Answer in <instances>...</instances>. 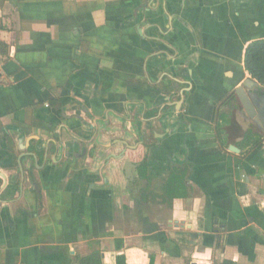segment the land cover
<instances>
[{
  "label": "crops",
  "instance_id": "0c3cea01",
  "mask_svg": "<svg viewBox=\"0 0 264 264\" xmlns=\"http://www.w3.org/2000/svg\"><path fill=\"white\" fill-rule=\"evenodd\" d=\"M257 39L264 0H0V264H264Z\"/></svg>",
  "mask_w": 264,
  "mask_h": 264
},
{
  "label": "trees",
  "instance_id": "16d2710c",
  "mask_svg": "<svg viewBox=\"0 0 264 264\" xmlns=\"http://www.w3.org/2000/svg\"><path fill=\"white\" fill-rule=\"evenodd\" d=\"M245 68L252 78L256 79L264 87V39H257L249 43L244 57ZM249 140H253V146L262 142L259 135L250 134ZM186 171L176 169L169 177L167 184L164 186V194L171 197H185L188 195L187 185L185 182ZM103 252L100 250L93 251L89 255H76L75 260L78 264H104ZM117 264H127L124 254L117 255ZM149 264H154L152 256ZM183 264H194L191 260H186ZM219 264H236L235 261L225 259Z\"/></svg>",
  "mask_w": 264,
  "mask_h": 264
},
{
  "label": "water",
  "instance_id": "95a60500",
  "mask_svg": "<svg viewBox=\"0 0 264 264\" xmlns=\"http://www.w3.org/2000/svg\"><path fill=\"white\" fill-rule=\"evenodd\" d=\"M255 90H261L264 93V87L257 80H255L252 77H249L246 78L238 88H236V93L242 105L244 106L245 110L253 119L255 125H257L258 128L264 130V96H261L260 94L257 93L255 95L254 94L252 95L251 92ZM184 92L185 91L182 92L183 96H184ZM54 143L56 145L58 144L59 146L63 145L61 142L58 143L54 141ZM59 146H57V149ZM230 150L234 152L240 151L239 148H237L234 145L230 146ZM32 156L34 157L35 160L37 159L35 154H32ZM19 164H20V173L22 177L20 182L21 185L20 189L21 191H23L26 172L22 164V160L19 161ZM0 176L3 179L4 183L8 181L7 176L3 172H0Z\"/></svg>",
  "mask_w": 264,
  "mask_h": 264
},
{
  "label": "flooded vegetation",
  "instance_id": "af4514ba",
  "mask_svg": "<svg viewBox=\"0 0 264 264\" xmlns=\"http://www.w3.org/2000/svg\"><path fill=\"white\" fill-rule=\"evenodd\" d=\"M238 87H239V86H238ZM238 87H237V88H238ZM256 93H257V94H260L261 96H264V93H263L261 90H255V91H252V92H251L252 95H253V94L255 95ZM235 94L237 95V93H236V89H235ZM232 96H233V95H230V96H229V99L232 98ZM237 97H238V95H237ZM238 98H239V97H238ZM239 100H240V99H239ZM242 106H243V105H242ZM243 107H244V106H243ZM244 109H245V108H244ZM245 112L247 113L246 110H245ZM247 115H248L249 118H251L250 115H249L248 113H247ZM97 122H98V119L96 120V118H94L93 121L91 120V123H92V125H94V126H95V124H96ZM252 132H253V131H252L250 128L246 129V134H245V137H244V141H245V140H246V141L249 140V137H248V136H250V134H251ZM131 178H132V177H131ZM132 180H133V179H132Z\"/></svg>",
  "mask_w": 264,
  "mask_h": 264
}]
</instances>
